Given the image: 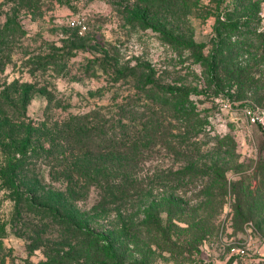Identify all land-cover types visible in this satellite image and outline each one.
<instances>
[{
    "label": "rangeland",
    "instance_id": "rangeland-1",
    "mask_svg": "<svg viewBox=\"0 0 264 264\" xmlns=\"http://www.w3.org/2000/svg\"><path fill=\"white\" fill-rule=\"evenodd\" d=\"M69 1L44 0L39 10L22 8L17 14L21 28L16 27L14 59L0 75L28 81L38 76L52 89L51 101L41 92L32 95L29 117L64 119L68 110L122 103L139 93L138 85L134 77L121 76L115 68L137 62L158 69L165 81L174 79L180 99L184 98L183 107L191 111L185 115L165 110V129L174 134V140L157 145L140 176L142 187L137 186L108 211H93L98 198L93 187L76 201L75 209L93 228L105 230L121 217L141 219L152 201L174 195L190 212L170 215L163 202V224L170 238L160 235V246L150 238L134 241L130 263L138 264L134 259L146 255L149 264H264V131L244 111L246 105L264 104V55L253 34L264 30V0H196L198 6L191 15L167 16L183 41L176 44L163 40L141 20L131 19L128 10L139 0ZM12 5L0 0V25ZM73 40L82 46H68ZM222 43L227 46L224 52L212 58ZM104 49L110 54L103 58ZM68 50L75 54L67 71L39 69L32 63L39 55ZM212 60L219 69L227 61L245 66L248 78L243 87L219 69L220 79L215 81ZM188 160L194 163V177L170 180V170L185 168ZM214 164L226 168L224 194L213 182ZM39 166L49 179L48 166ZM209 185L211 189L206 190ZM208 191L213 195L205 196ZM13 206L8 192L0 190V264H67L54 256L60 245L45 237L30 238L36 234L32 231L35 215L26 217L24 224L11 223ZM18 229L24 233H17ZM173 244L171 251L168 248Z\"/></svg>",
    "mask_w": 264,
    "mask_h": 264
},
{
    "label": "trees",
    "instance_id": "trees-1",
    "mask_svg": "<svg viewBox=\"0 0 264 264\" xmlns=\"http://www.w3.org/2000/svg\"><path fill=\"white\" fill-rule=\"evenodd\" d=\"M43 1L7 0L13 5L6 21L0 25V73L6 63L14 59L16 27L21 28L17 19L19 10H39ZM58 1L71 4L69 0ZM197 6L196 0H139L128 13L132 20H141L143 26L158 31L166 42L176 44L183 41L167 16L185 18ZM253 34L259 40L258 50L264 55V30ZM73 44L82 46L74 40L68 46ZM225 47V43L217 47L212 58L222 54ZM74 54L71 50L48 52L37 56L32 63L39 69L52 67L54 71H67ZM103 54V58L108 56L109 49H104ZM212 62V78L219 82V66ZM228 62L219 70L243 87L248 78L245 66ZM121 67L115 68V72L134 77L139 93L115 106L101 105L78 112L68 110L64 119L47 116L41 120L28 115V104L35 92H41L49 101L52 99L51 88L45 79L37 76L34 81H28L17 76L9 80L0 75V190L7 191L14 201L11 223L24 224L26 217L35 215L32 231L36 234L30 238L45 237L60 245L54 249L57 251L54 256L60 263L133 264L130 253L134 241L150 238L154 240L152 244L155 242L160 246L157 239L160 235L165 233L170 238L168 227L163 224V202L168 205L170 215L190 212L176 196H165L160 197L162 202L154 200L147 205L141 219L121 217L110 229L97 230L76 210V201L85 198L93 187L98 195L93 211H108L137 186L142 187L140 176L144 175V165L157 151V145L169 142L170 145L174 140V134L165 129V110L191 114L183 107L184 98L180 99L174 79L165 81L162 72L145 63ZM204 123V120L200 121L201 126ZM40 164L48 166L49 179L45 178ZM212 169L213 182L224 194L228 183L226 168L214 164ZM194 173V163L188 160L185 168L171 169L169 179L192 178ZM201 173L211 175L208 171ZM208 189H211L210 185ZM205 194L213 195L212 191ZM17 233L24 232L18 229ZM2 236L0 234V239ZM174 245L168 249L173 251ZM134 260L138 264L151 263L146 255Z\"/></svg>",
    "mask_w": 264,
    "mask_h": 264
},
{
    "label": "built area",
    "instance_id": "built-area-1",
    "mask_svg": "<svg viewBox=\"0 0 264 264\" xmlns=\"http://www.w3.org/2000/svg\"><path fill=\"white\" fill-rule=\"evenodd\" d=\"M244 111L252 123L264 130V104L246 105ZM242 252H244L243 249Z\"/></svg>",
    "mask_w": 264,
    "mask_h": 264
}]
</instances>
